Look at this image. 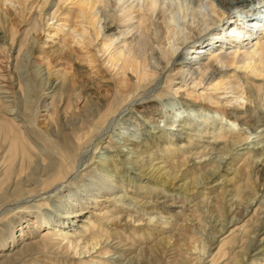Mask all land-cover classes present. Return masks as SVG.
<instances>
[{
	"label": "bare ground",
	"instance_id": "bare-ground-1",
	"mask_svg": "<svg viewBox=\"0 0 264 264\" xmlns=\"http://www.w3.org/2000/svg\"><path fill=\"white\" fill-rule=\"evenodd\" d=\"M117 5L0 0V264H264V0H123L116 19ZM49 21L61 41L45 49ZM133 22L153 65L128 42ZM179 22L215 27L193 56L165 42ZM30 68L49 107L32 105ZM119 117L134 130L116 139ZM75 173L96 193L54 218Z\"/></svg>",
	"mask_w": 264,
	"mask_h": 264
},
{
	"label": "rangeland",
	"instance_id": "rangeland-1",
	"mask_svg": "<svg viewBox=\"0 0 264 264\" xmlns=\"http://www.w3.org/2000/svg\"><path fill=\"white\" fill-rule=\"evenodd\" d=\"M53 2L54 1H56V0H52ZM112 1V4H116L117 5V2H118V0H111ZM116 1V2H115ZM123 1V0H122ZM122 1L120 0L118 3H119V5H120V3L122 4ZM182 2H184V0H181ZM114 2V3H113ZM13 6H11L10 8H12V10L14 9V6H15V4H13V3H11ZM70 5V4H69ZM119 5H117L116 6V8H114V7H112V6H110L109 8L110 9H112L111 11H108V14L110 15V14H114V16L116 17V19H118L117 17H118V14L119 13H117V12H114L113 11V9L116 11V9H118V7H119ZM107 10H108V8H106ZM125 9H127V10H125ZM125 11H124V14H126L127 12H128V14L130 13V6H126L125 7ZM165 10H167V8H164L163 10H160L161 12H159L157 15H156V17H152V18H150V19H152V20H150L151 22H149V24H150V27H151V29L153 30V33L155 32V35H156V37H161L162 36V31H167V27H166V17H167V14H168V10L167 11H165ZM113 12V13H112ZM101 13V12H100ZM232 16V12H230L229 14H228V16H227V18L225 19V20H222L223 21V23L224 24H226L225 22H226V20H228V19H230V17ZM60 17V16H59ZM154 18V19H153ZM45 19H47V18H45ZM163 19H164V22H163ZM103 20V19H102ZM101 20V22H103ZM221 21V22H222ZM51 22L52 21H49V22H47L48 23V25L49 26H46L45 28H47V30H45V31H43L41 34H40V36H38V38H36L35 39V42H36V44H38V45H40L41 47H45V49H49L50 47H51V45H56V44H58V43H60V41H61V39L59 38V37H56V38H53V37H51L50 36V33L53 31V25L54 24H51ZM134 23V22H133ZM159 23V24H158ZM188 22H179L178 24H177V27H175V29H174V31H175V33H177L178 31V33H177V35L176 36H171V34L170 33H172L171 32V30H170V32H169V35H170V37H166L165 38V42L166 43H168L167 45H168V48L169 49H176L177 50V53H178V55L180 56V57H185L186 55L189 57L190 55H195L196 53L195 52H193V50H191L190 48H192V47H190V46H198L200 43H203V41L204 42H206V41H208L207 40V38H208V34H209V32H211L212 31V29L213 28H215V27H212V29H201V30H198V31H195V24H187ZM134 24H136V25H134ZM134 24H132V26H130L129 28L130 29H133V30H131L130 31V34H129V38H128V42H130L131 43V45L133 46V48H134V50H136V53L138 52L139 53V50H140V52L142 53H145V56L147 57V59H148V62L150 63V65H153V63L156 61V59H155V56H154V52L153 51H151L150 49H149V43H147L146 44V46L143 48V49H137L136 47L137 46H134V45H137V41H138V37H139V29H138V26H137V23H134ZM156 24V25H155ZM180 24H182V25H180ZM133 25H134V27H133ZM215 25H217V24H215ZM183 26V27H182ZM66 28V27H65ZM172 28V26H170V29ZM178 28V29H177ZM123 30L124 28H122V27H120L119 29H117V30ZM177 30V31H176ZM180 31H181V33H180ZM189 32H191L190 33V38H189V42L187 41V48H185L184 49V46H183V44L182 43H180L181 42V35H185V34H189ZM215 32V31H214ZM60 33H63V32H60ZM65 37H67V35L65 36ZM122 36L120 35L119 36V38H117L116 39V41L115 42H118V41H120V38H121ZM179 39H178V38ZM172 38H173V40H172ZM178 39V40H177ZM181 39V40H180ZM205 39V40H204ZM243 39V38H242ZM200 40H202V42L200 41ZM241 42H243V41H241ZM177 43V44H176ZM50 45V46H49ZM100 47V44H98L97 43V45L95 44V46H93V50H95L96 51V49H98ZM190 47V48H189ZM157 48V47H156ZM142 50V51H141ZM156 50H158V49H156ZM96 55H97V57H99L100 59H99V63H100V66H101V68L102 69H104L105 68V61H103L102 59L104 58V56H102L101 55V53L100 52H97L96 53ZM155 65V64H154ZM176 66L177 65H175V64H171L170 66H169V71L167 72L168 73V75H170V76H173V77H176L175 76V73H176ZM154 67H156V69H158L157 71L159 72L160 70H161V68L163 67V64H158V66H154ZM33 68H30L27 72L28 73H26L27 75V80L29 81V83H30V91H31V93H30V95H31V97L33 98V103H32V105L34 106V108L35 109H37V107H35V105H41V104H48V107L50 106L49 105V103H50V101H51V98L50 97H45V98H40V100H38V95H37V92L39 93L40 92V88H39V85H38V81H35L37 78L35 77V74H34V72L32 73V72H30L31 70H32ZM113 73V72H112ZM30 74V75H29ZM33 74V75H32ZM33 76H34V78H36V79H34L33 78ZM34 79V80H33ZM31 81V82H30ZM34 81V82H33ZM37 82V84H35ZM32 83V84H31ZM34 83V84H33ZM188 83V87L190 88V89H194V90H197L198 89V87L199 86H194L193 84H191V83H189V81L187 82ZM178 84H180V83H176V82H173L172 83V85H171V89L169 90V93L171 94V96H172V94H174L173 92H174V90H176L175 88H176V86L178 85ZM38 86V87H37ZM39 90V91H38ZM186 91V90H185ZM228 92L226 93H224V94H220L219 96H218V94L216 95V96H218L219 97V99H218V101H221L222 103H224V102H226L227 100H229L230 98H231V95H234L233 93L231 94V90H227ZM35 93H36V95H35ZM34 94V95H33ZM178 95H181V94H178ZM35 96H37V97H35ZM242 96H244V94H242ZM172 98V97H171ZM176 99H179V98H176ZM234 102V103H233ZM230 103H233V104H236V102L235 101H232V102H230ZM240 103H242V100H240V98L239 99H237V105H239ZM263 103H264V100H263ZM38 106V107H39ZM183 108H181L180 109V111L182 110ZM164 111V110H163ZM124 114V116L125 117H127V115L128 114H126V113H123ZM262 115V114H261ZM257 117V116H256ZM258 118V117H257ZM262 120H261V119ZM158 120H161V118H158ZM259 120L261 121V122H264L263 121V117L262 116H260L259 117ZM149 122V121H148ZM147 122V123H148ZM39 124H38V127H44L43 126V124H44V122H43V120L41 121V119H40V121L38 122ZM37 125V124H36ZM153 125V126H152ZM157 124L156 123H153V124H150V126L148 127L149 129H150V131H158V130H161V129H165L164 128V125H163V122H160L159 123V127H157L156 126ZM126 125L123 123V120L122 119H120V117L119 118H117V120H115L114 122H112L111 123V125L110 126H108V130H111L110 132H113V135L115 136H112V138H116V139H118L117 137H119L120 135H118L120 132L122 133H124V134H126V133H128L129 131H131V130H129V129H132V130H134L132 127H130L129 129H126V128H124ZM156 127V128H155ZM113 129V130H112ZM117 129V130H116ZM116 131V132H115ZM133 131H131L129 134H131ZM117 133V134H116ZM107 134V133H106ZM106 134H105V136H106ZM117 135V136H116ZM136 136L138 137H141V135L139 134V131H136ZM184 136V134L182 135L181 134V137H183ZM106 139H108V137L106 138ZM80 173H82V172H80ZM76 174L77 173H75L74 175H73V177H71V178H69V180H70V182L68 183V186H69V189H71V190H73V191H71V193H69V195H67V196H65V194H66V192L67 191H62V192H60V194H61V199L59 200V201H56V200H58V198L59 197H54V198H52L51 200H50V206H49V208H48V210H49V212H50V214L54 217V218H57V214H55V213H60V211H57V208L59 207V206H57V208L56 207H54V205H59L60 203H64L62 200L63 199H65V204L67 203V204H70V203H74V205H77V202L79 201V200H81L82 202H84L86 199H89V198H91V195L90 194H92V193H96V191H94V189H93V185H94V183L93 182H96L97 180L96 179H94V178H92V175L93 174H91V176H85L83 179H81L80 177H76ZM80 178V179H79ZM83 180V181H82ZM79 181V182H78ZM102 182V181H101ZM71 183V184H70ZM89 183V184H88ZM92 184V185H91ZM111 191H117V188H113V189H111ZM79 194H81V196H83V199H79ZM70 196V197H69ZM159 196V197H158ZM157 197V199L158 200H161L162 199V195L160 196V195H158ZM75 199V200H74ZM165 200L167 199V198H164ZM61 201V202H60ZM158 202H160V201H158ZM68 206V205H67ZM76 207V206H75ZM55 208V209H54ZM174 209H176V208H174ZM57 211V212H56ZM134 215V214H133ZM136 215V214H135ZM207 228V227H206ZM113 243V242H112ZM117 244V243H116ZM118 247H121V249H124V250H131V249H128V247L127 246H122V244L121 245H119ZM116 256V255H115ZM114 257V256H113ZM127 263V260L124 262V264H126Z\"/></svg>",
	"mask_w": 264,
	"mask_h": 264
}]
</instances>
